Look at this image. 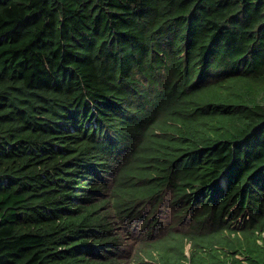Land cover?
<instances>
[{
    "label": "trees",
    "instance_id": "16d2710c",
    "mask_svg": "<svg viewBox=\"0 0 264 264\" xmlns=\"http://www.w3.org/2000/svg\"><path fill=\"white\" fill-rule=\"evenodd\" d=\"M0 264H264V0H0Z\"/></svg>",
    "mask_w": 264,
    "mask_h": 264
}]
</instances>
